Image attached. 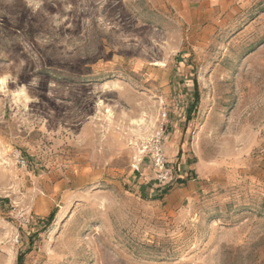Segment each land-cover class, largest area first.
<instances>
[{
    "label": "rangeland",
    "instance_id": "obj_1",
    "mask_svg": "<svg viewBox=\"0 0 264 264\" xmlns=\"http://www.w3.org/2000/svg\"><path fill=\"white\" fill-rule=\"evenodd\" d=\"M0 264H264V0H0Z\"/></svg>",
    "mask_w": 264,
    "mask_h": 264
},
{
    "label": "built area",
    "instance_id": "obj_2",
    "mask_svg": "<svg viewBox=\"0 0 264 264\" xmlns=\"http://www.w3.org/2000/svg\"><path fill=\"white\" fill-rule=\"evenodd\" d=\"M160 145L161 142L158 141L153 152V162L158 171V173L156 174V180L160 183H166L169 181H173L174 175L172 170L167 166L166 157L163 152L162 146ZM19 164H21V166L23 167H26L27 161L22 156H19ZM135 170L139 171L138 165L135 167Z\"/></svg>",
    "mask_w": 264,
    "mask_h": 264
},
{
    "label": "trees",
    "instance_id": "obj_3",
    "mask_svg": "<svg viewBox=\"0 0 264 264\" xmlns=\"http://www.w3.org/2000/svg\"><path fill=\"white\" fill-rule=\"evenodd\" d=\"M50 218L53 219L54 218V214Z\"/></svg>",
    "mask_w": 264,
    "mask_h": 264
}]
</instances>
